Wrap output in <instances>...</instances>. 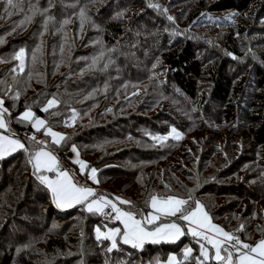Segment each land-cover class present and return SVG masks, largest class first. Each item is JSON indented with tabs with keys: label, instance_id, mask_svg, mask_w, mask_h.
<instances>
[{
	"label": "trees",
	"instance_id": "obj_1",
	"mask_svg": "<svg viewBox=\"0 0 264 264\" xmlns=\"http://www.w3.org/2000/svg\"><path fill=\"white\" fill-rule=\"evenodd\" d=\"M157 0H38V6L48 8H60L64 4H89L87 14L94 19V23L100 19L113 4H160ZM37 0H22V7L24 11L19 9H12L13 15L9 17L4 13L3 0H0V38H3L4 43L0 45V58L4 62H0V80L6 79L8 84H12L11 79V68L14 67L18 62L11 60L12 55L15 51L26 45L25 49L29 53V38H23L28 36L30 32H26L27 26L23 28L17 27L19 22L24 18L25 15L30 14L28 9L32 4H36ZM177 0L173 3L166 2L164 4H176ZM197 8L192 11L189 19L197 18L201 13H214L219 14L220 12H226L228 10H237L245 13L246 11L251 12L256 9V6L261 8L260 15L257 19H261L264 16V4H259L258 0H215L211 4H206L199 0L196 2ZM133 21L135 24L134 28L143 30L146 33L145 38H141V35L130 34L124 28V19H109L106 22V29L104 33L105 40L113 45L117 43L122 37L128 38L130 36L132 41H148L153 42L152 39V28H145L142 24L144 21L148 26H153L150 22L151 17H158V11L155 8L147 5L141 7V10H132ZM52 13V12H51ZM49 13L48 15H52ZM68 17V13H65ZM4 15V16H3ZM143 20V21H142ZM148 20V21H147ZM34 26L31 24V30L33 27L38 28L40 31L43 30V20L35 19ZM142 21V22H141ZM219 20H215L214 24H219ZM4 22V24H3ZM141 24L137 26V23ZM143 27V28H142ZM256 28V27H255ZM59 29V28H58ZM63 29V28H62ZM264 32V28H260ZM57 32V31H56ZM136 32V31H135ZM155 32V30H154ZM12 33H14L12 35ZM25 33V34H24ZM27 34V35H26ZM7 36H10L7 38ZM18 38H21L18 40ZM166 38V35H165ZM163 39L161 42L166 41ZM58 39V32L55 35V40ZM36 39L33 40L35 44ZM38 43V42H36ZM147 45V43H146ZM144 43L142 44V47ZM223 46L228 51L239 54L240 42L237 38L236 32L226 34L223 39ZM49 47V46H48ZM145 49V48H144ZM142 50V53L145 50ZM198 48L193 41L180 39L175 41L174 49H167L162 53L165 62L174 71L173 77L176 83L182 88L184 94L189 99H196L197 94V83L202 78H212V88L209 93H204L198 100L199 103L204 104L214 99L216 101H227L226 115L235 122L238 119L242 124L243 120L249 121L247 128L249 139L243 140L241 144L247 146L246 149L251 154H247L242 158V154L239 158L232 160L229 166H223L220 171L215 174L218 179H212L209 183L202 184L205 177L202 172L206 170L205 166L197 164L195 166H187L185 162L182 163L181 170L174 171L173 174H169L166 169L162 171L160 184L157 185L158 190H154L153 193L158 196L166 197L169 194H179L182 196V192L189 189H195L192 193L194 199L200 200L203 195L213 193L217 197L222 199L219 207L214 208L210 203L202 201L207 207L212 220L223 227L226 231L233 232L244 226L242 231L237 232L240 239L252 245L264 238V160L258 158L257 153L261 154L264 159V63L261 62L260 56L254 57L250 62L254 65L256 70L255 83L257 89H262L255 94L259 99V103L254 104L253 108H249L245 113L241 112V108H237L234 103V98L237 97L238 92L245 90L247 78H244L234 86L233 76L229 73V65L231 64L228 58H223L219 62L213 64L209 70L203 72L202 61L197 59L196 50ZM264 54V51L262 52ZM264 59V55L261 56ZM157 59V58H156ZM17 62V63H16ZM139 65V63L137 62ZM233 64V63H232ZM42 69V70H41ZM39 68L34 65L30 68L28 65L25 68V73L21 74V79L28 78V73H32V78L35 80L29 81L28 85L19 86L21 90V96L18 101L13 102L8 97L12 93H8L4 96V106L9 109L11 115L8 119L11 120V128L17 132V135L23 139V141L30 148L34 144L29 138L34 134L40 140H45L46 145L52 146L50 137L45 136L43 131L36 132L29 124H22L17 122V117L25 111L26 106H31L38 116H44L49 121L50 126L53 128L62 129L59 117H52L50 113L42 111L46 105L48 99L56 97L61 101L57 109L50 111H59L60 113L66 107L69 109L76 108L71 105V99L68 95L65 97L61 93V88L64 89L68 80L67 91L76 92L75 99L81 100L85 94L94 90L87 88V84L84 82L86 78H79L78 75L74 74L75 71L72 69L66 70L58 83L56 89L50 88V81L48 76H44L43 68ZM43 71V72H42ZM133 73H135L133 71ZM69 75V77H68ZM23 80V81H24ZM249 81V79H248ZM32 84H38L39 89L33 90ZM61 84V85H60ZM3 87V86H0ZM31 91L27 94V91ZM107 92V91H106ZM101 93L98 95L97 101L104 99L105 102L110 103L111 93ZM2 94V93H0ZM102 97V98H100ZM96 98L88 99L80 103L77 108L82 113L86 114L84 109H92L93 100ZM257 100V99H256ZM258 101V100H257ZM107 103V102H106ZM109 103H107L109 106ZM119 108V103L117 104ZM256 108V109H255ZM255 109V110H253ZM97 112H100L98 108ZM124 117L110 116L107 121H100L99 116L95 113V119L87 128L78 130L75 136L72 138L69 134L66 136L69 139L66 142H62L58 147H63V150L68 148L72 144L86 143L93 146L96 149H101L103 146H110L113 142H124L128 138L138 139L141 141L143 138L146 141H151L152 138L144 134L137 127L143 125L146 130L147 128L154 131V133L161 134L165 133V128L157 127L154 125L156 122H151L149 119L140 118L139 116H130V113ZM87 115V114H86ZM234 116V117H233ZM233 117V118H232ZM90 117H85L84 120H89ZM169 121V125L178 127L181 133L184 135L185 130L178 126V123L172 121L171 118H166ZM139 121V122H138ZM140 123V124H138ZM80 127V123L78 125ZM169 126V130L171 129ZM240 127V126H238ZM242 128V127H241ZM63 130V129H62ZM168 130V131H169ZM140 131V139L138 132ZM169 133V132H168ZM246 134V133H244ZM183 139L176 141L171 137L161 144H156L155 148H140L135 147L122 148L119 152L114 153L112 164L103 166H95L99 169L97 174L99 183H95L101 186L105 182V176H112L116 178H126L134 182V184L140 185L143 177L148 173H144L148 166L141 165L135 168L126 166L125 160H131L134 163L139 161L147 162L154 161V164L163 161V159L176 158L178 155L175 154L183 145L181 143ZM103 145H100L102 144ZM58 148L57 146H55ZM256 149V154L253 155ZM238 150V149H237ZM92 152V151H90ZM226 152V150H225ZM209 153V157L211 152ZM223 159L226 160L227 153L223 155L220 153ZM106 155L107 157H109ZM193 157H196L195 155ZM116 161H121L116 162ZM196 159H193V163ZM256 162L257 166H234L240 165L241 163ZM72 163V162H71ZM118 163V164H116ZM76 170L80 172L78 164L72 163ZM191 164V163H189ZM93 165V164H92ZM200 165V166H199ZM102 166V165H101ZM109 166V167H107ZM172 166H178L174 164ZM152 173L148 174L150 178H154V172L159 168L152 166ZM169 167V166H168ZM184 167H186V170ZM188 167V168H187ZM243 167L246 169L243 170ZM185 171V172H183ZM207 171V170H206ZM81 173V172H80ZM238 173H243L241 180L238 178L233 179L232 177ZM86 181H89L88 172L81 173ZM112 174V175H110ZM202 174V175H201ZM183 176L189 178L195 183L193 185L184 184L182 180H178V177ZM156 176V174H155ZM155 179V178H154ZM150 181V179H149ZM175 181L180 185L179 188H173L171 182ZM220 181V182H219ZM152 183V182H150ZM199 183V187H197ZM165 185L168 187L166 188ZM110 196L115 197L116 193L112 188L116 187L114 182H110L108 186ZM153 189V185L151 186ZM116 193L117 196L127 199L132 202L131 205L120 204L126 210H140L144 213L149 211V207L145 204V201L149 199V194L152 190H144V195L139 197L140 194L137 192H127L124 187H119ZM105 190V189H103ZM107 190V189H106ZM105 190V191H106ZM138 191H140L138 189ZM114 192V193H113ZM106 193H108L106 191ZM120 193V194H119ZM109 194V193H108ZM184 197V196H183ZM105 225L114 226V224H108L101 220V215H94L84 210L83 206L77 205L67 210H59L51 201L50 191L36 179L33 175L32 167L28 163L27 154L23 151L9 155L3 159H0V264H156L158 260H164L171 252L181 253L183 246L186 243L192 246L194 249L193 256L199 255V245L191 236H184L176 243H146L143 249H134L130 245H124L120 242L118 250H114L109 253L106 249L110 246L109 241L98 242L95 238V228L97 226L104 227ZM117 225V224H116ZM20 249V251H17ZM187 264H195L193 260L187 262ZM214 264V262H213Z\"/></svg>",
	"mask_w": 264,
	"mask_h": 264
},
{
	"label": "rangeland",
	"instance_id": "obj_2",
	"mask_svg": "<svg viewBox=\"0 0 264 264\" xmlns=\"http://www.w3.org/2000/svg\"><path fill=\"white\" fill-rule=\"evenodd\" d=\"M167 1L173 3L176 0H157L156 2H159V5L161 6L160 9H156L159 12L158 17H151L148 19L154 25L148 26L145 21L142 24L145 28H152L153 42L151 43L139 40L132 41L129 36L128 38L122 37L117 43L111 45L104 38L106 22L109 19H124V22L126 23L124 24V28L127 31L131 30L130 34L137 33L138 36L141 35L140 39L145 38L147 35L144 32L143 27V30H141V28L140 30H138V28L133 29L135 21H133L132 10H141V7L144 8V6L146 7L150 4H143V6L141 4H113L106 14L99 16L101 18L98 19L96 23H94V19H91V16L87 14L89 19L85 21L83 28L80 26L79 11L84 7L88 10L89 4H64L60 8L48 6V14L52 12L51 16L54 17V21L49 24L47 31H44L43 26V30L41 31L35 27L31 30V24L34 26V22H36L35 19L37 20V18H39L40 20H43V17L39 15L34 17L33 20L26 25L27 29L25 33L31 31L28 36L23 37L30 39L29 53L26 56V67L27 65L30 68L34 67L31 53L41 44V41H43L42 56L35 66L40 69L43 68L45 73L44 76L49 77L51 89H56L58 87L61 76L66 70H68V67L75 71L74 74L78 75L79 78H86L84 82L87 84V88L94 89L85 94L81 100H72L75 99L76 92L67 91L65 89V87L69 89L67 80L64 89L61 88V93L65 97L67 96V98L68 95L72 98L71 105L76 107L74 109L78 113V116L75 123H73L71 121V109L73 108L69 106V109H67L66 107L62 110L59 117V121L61 122L60 127L63 130L52 127L54 131L65 135L69 134L73 138L78 130L85 129L87 128L86 126L92 124L95 119V113L100 115V121H107L110 116H114L116 119L128 115V112L130 113V116L132 115L131 117L135 115L140 118L149 119L153 123L156 122L154 125L158 128L160 126L165 128V133L157 134L148 128L146 130L143 125L137 127V130L140 129L142 133L147 134L150 137L153 135H167L168 132L175 127L169 125V121L165 120L166 118H171L172 121L177 122L178 126H181V128L185 130V134L182 138L183 140L181 141L183 145L177 152H175V154L178 155L176 158H164L163 161H159L157 164H154V161L152 163L151 161H139L134 163L130 159L125 160L124 164L132 169L141 165L148 166L144 172L148 173L145 177L140 179V181L142 180L140 185L134 184L130 179L105 176V182L103 184L101 183V186L103 189H107L106 191L109 195L111 192L108 187L110 182H114L116 187L112 188V190L116 193H118L117 190H119V187H124L127 192L139 193V197H142L145 194L144 190L146 191L148 188L152 190L150 192L152 194L154 190H158L156 188L157 185L160 184V180L158 179H160L159 177L161 176L162 171H166L167 169L169 174H173L174 171L181 170L184 161L188 162L186 164L190 167L195 166L200 162L202 163H200L201 166H205L207 171L204 170L202 174L209 178H204L202 184L209 183L212 179L217 181L220 179H218L215 174L220 171V166L221 168L223 166H229L230 162L239 158L241 154L242 158L247 154H251L247 151L249 149L245 150L248 145L241 146L240 144L239 146V142L243 143V140L246 139L247 141L249 139V131L247 128H244L245 126H249V121L243 120L242 124L239 119L235 122H231L232 119L230 120L226 115L227 101L220 102L214 99L210 100L209 97L208 101L204 104L199 103L198 100L200 99V96L202 97L204 93L211 94L212 78L208 77L199 80L197 83L198 96L196 99H189L187 95L183 93L179 84L176 83L173 77L175 70H172L165 62L162 53L169 48L174 49L175 41L180 39L184 40L185 38L186 41H193L198 48L196 50L197 59L202 61L203 72L209 70L213 64L219 62L223 58H228L231 63L229 65V73L233 76L234 86L244 78H247L245 90L243 92H238L237 97L234 98V103L237 108H241V112L245 113V110L247 111L249 108H253L254 104L259 103V99L255 94H257L259 90H262L257 89L254 80L256 70L254 65L250 62L254 57L260 56V59L262 60L261 62L264 63V59L261 57L264 55L262 53L264 51V32L260 29L264 28V16L259 20L257 19L260 15L261 8L256 6L255 10H252L251 12L246 11L245 13L237 10H228L226 12H220L219 14L214 13V15H212V13L209 14L205 12V15H202L201 13L197 18L190 20L189 16L192 11L197 8L196 2L199 0H177L176 4H164ZM201 1L206 4H211L215 0ZM258 1L259 4H264V0ZM163 9H167V12H163ZM66 12L68 13V17L65 16ZM232 13H235V15L232 16ZM168 15L173 16L174 20H168ZM65 19H68L71 22L61 27L62 22ZM215 20H219L218 22L220 23L214 24ZM140 24L141 23L138 22L137 26ZM56 31L58 32L57 40H55V35L57 34ZM234 32H236L237 38L240 42L241 53L239 54H234L223 46L224 36ZM41 33L43 34L41 35ZM13 34L14 33H12V35ZM162 35L163 39L166 35L165 43L161 42L160 38H162ZM8 37L10 36H7V38ZM20 39L21 38H18V40ZM34 39H36V42L38 43L35 42L34 44ZM143 43L144 46L142 47ZM25 47L26 45H24L23 48ZM62 48L63 52L61 51ZM143 49L145 51L142 53ZM249 49L251 52H249ZM101 52H104V58L98 62L95 68H89L92 59L99 56ZM228 53H231L232 55H228ZM109 60L113 61V63H110L108 68L104 69V64L108 63ZM133 71L135 73H133ZM82 72L83 74H81ZM27 79L28 78L25 80ZM23 80L24 78L21 79V81ZM33 80L35 79L32 78L30 81ZM32 85L34 91L40 88L38 84ZM20 86L24 85L21 84ZM30 92L31 91L29 90L26 93L29 94ZM105 92L106 94L111 93L112 95L110 97V103L106 101L109 103V106H107L108 104L104 99L97 101L98 98H96L98 95ZM85 97L88 98L85 99ZM91 98H96L93 100L92 109H84V112L85 110L87 111V115L85 114L84 116L83 113L81 115L82 111L80 112V109H78L77 106ZM118 103L119 108L117 106ZM98 108H100V112H97ZM193 109L196 110L193 111ZM33 112L35 113L34 110ZM87 116L90 117L88 121L84 120ZM36 117L46 120L44 116L36 115ZM65 120H68L67 125L64 123ZM79 123L80 127L78 126ZM169 126H171L170 130ZM175 128L180 131L178 127ZM140 131L138 132L137 137L139 139L141 134ZM156 144L160 143L153 140L146 141L144 138L141 141H138L136 138H128L124 142L116 141L110 146H103L101 149H96L94 146L93 149H91V146L86 143L76 142L75 145L79 152V159L87 162L90 167L100 166L98 168H103L107 163L112 164V162H115L111 160L113 159V156L110 155L119 152L122 148H130V150H132L138 146L140 148L153 149ZM72 145L65 150H63V147L61 146H57V149L67 160L77 164L76 153L71 151ZM100 145H103V143ZM209 151L211 152L210 157L209 153H207ZM220 153H223V155L227 153L228 157L226 160L223 159ZM254 154H256V149L253 155ZM194 155L196 157H193ZM262 157L263 156H261L260 153L259 155L257 153V160H259L258 158L264 160ZM193 159H196L194 163ZM116 162L121 163V161ZM174 164H177L178 166H172ZM152 166H157L155 169L159 168L154 172L155 179L150 178L148 175L153 169ZM234 166L257 165L256 162H247ZM98 168L96 169L99 172ZM184 168L186 169V167ZM245 169L246 168L243 167V170ZM89 171L90 169H86L85 173ZM242 177L243 173H238L232 178H238L241 180ZM180 179L183 181L182 185H193L192 183H195V181L183 176L180 177L179 175L178 180L180 181ZM171 184H175L173 188L180 187L175 181H172ZM152 185L154 186L153 189L151 187ZM138 189L140 191H138ZM116 193H114L115 197L117 196ZM181 194L184 198H187L188 196L187 190L183 191ZM111 196L113 197V195ZM200 201H206L208 204L210 203L213 205L214 208H217L222 199L209 192V194L203 195L202 198H200ZM150 210L149 207V211ZM107 227L121 228L120 225H114V227L107 225ZM101 230L106 231V228L101 227ZM186 246L189 247V244L186 243L185 246H183V249ZM171 253H169L168 256ZM168 256L166 259L161 261L158 260L157 262H159V264H166ZM179 257H182V253L179 254Z\"/></svg>",
	"mask_w": 264,
	"mask_h": 264
},
{
	"label": "snow or ice",
	"instance_id": "obj_3",
	"mask_svg": "<svg viewBox=\"0 0 264 264\" xmlns=\"http://www.w3.org/2000/svg\"><path fill=\"white\" fill-rule=\"evenodd\" d=\"M28 2L31 3V0ZM3 4L4 13L9 16L13 15L12 9L24 11L22 0H3ZM149 7L161 8L159 4L155 3L150 4ZM162 11L167 12V9ZM28 12L30 14L25 15L17 27L23 28L39 15L43 17V29L47 31L49 24L54 21V17L48 15L49 8L41 9L38 6V0L36 4H32ZM202 15L205 14L202 13ZM231 15L234 16L235 13ZM88 19L86 7L81 8L79 11L81 28ZM167 19L172 21L174 17L168 15ZM70 22V20L65 19L61 27ZM3 43V38H0V44ZM42 45L43 41L31 53L33 65L40 61ZM61 51L63 52V48ZM249 52H251L250 49ZM27 55L28 53L23 47L15 51L11 60L18 63L10 70L12 84H8L6 79L0 80V86H3L0 87V93H2L0 94V159L20 151L25 152L28 163L32 167L33 175L40 184L50 191L52 203L57 208L68 209L80 205L88 213L105 215L110 219L119 221L123 226L122 229L119 227L108 228L105 225L106 231H102L100 226L94 230L98 242H110V246L106 249L109 253L118 250L120 242L124 245H130L134 249H143L146 243H176L182 237L190 235L199 245V255L193 256V248L186 246L182 250V259H177L175 255H169L166 264H187L190 260H193L195 264H213V262L214 264H264V239L259 240L255 245L245 243L236 234L243 230V225L239 229L229 232L213 223L206 206L200 200L194 199L192 193L195 189L188 190L187 198L179 194H169L166 197L158 196L155 193L149 194V199L145 201V204L151 210L146 213L140 210H125L118 206V203L131 205V201L119 196L110 199L106 193L99 194L96 189L86 184L74 182L69 172L60 168L57 156L52 151L47 150L45 140H37V137L32 135L29 139L34 144L30 148L15 133H12L11 120L6 118L11 113L4 106V96L12 93L8 98L13 102L18 101L21 96L19 86L23 84L26 87L32 79L31 72L28 73L27 80L21 81L20 79L21 74L25 73ZM228 55L232 54L228 53ZM103 58L104 52H101L99 56L92 59L89 68H95ZM0 62H4L2 58H0ZM110 63L113 61L109 60L108 63H105L104 69H107ZM87 98L85 97V99ZM60 103L61 101L56 97L48 99L42 111L50 113L52 117H59L61 115L59 111L50 110L57 109ZM195 110L193 109V111ZM71 111V121L75 123L78 113L74 108ZM17 122L29 124L36 132L43 131L45 136L51 137V143L57 146L69 139L65 134L54 131L48 120L36 117L31 106H26L25 111L17 117ZM64 123L67 125L68 120H65ZM170 137L179 141L183 138V134L173 127L167 135H153L151 138L163 145ZM71 151L76 153V163L79 165L80 172L85 173L86 169H90L88 172L89 179L99 183L98 170L79 159V152L75 144L71 146ZM47 173H55V175L52 177ZM165 187L168 186L165 185ZM197 187H199V183H197ZM138 216L139 218H137Z\"/></svg>",
	"mask_w": 264,
	"mask_h": 264
},
{
	"label": "built area",
	"instance_id": "obj_4",
	"mask_svg": "<svg viewBox=\"0 0 264 264\" xmlns=\"http://www.w3.org/2000/svg\"><path fill=\"white\" fill-rule=\"evenodd\" d=\"M37 140H39V138H37ZM57 156H58L60 168L62 170H67L76 183L86 184L87 186H90V183L83 178L82 174L78 170L75 169L73 164L69 160H67L63 154L57 151ZM101 220L108 224L116 225L119 223V221L110 219L108 216H105V215H101Z\"/></svg>",
	"mask_w": 264,
	"mask_h": 264
},
{
	"label": "crops",
	"instance_id": "obj_5",
	"mask_svg": "<svg viewBox=\"0 0 264 264\" xmlns=\"http://www.w3.org/2000/svg\"><path fill=\"white\" fill-rule=\"evenodd\" d=\"M7 119H8V117H6ZM11 127V126H10ZM11 132L12 133H15L16 134V136H18L17 135V132L14 130V129H12L11 128ZM5 134H7V133H5ZM19 137V136H18ZM20 138V137H19ZM21 139V138H20ZM50 139H51V137H50ZM22 141H23V139H21ZM24 142V141H23ZM50 142H51V140H50ZM52 144V143H51ZM55 146H57V145H55V144H52V146H50V145H46V148H47V150H49V151H52L56 156H57V151H58V149L55 147ZM57 158H58V156H57ZM59 161V160H58ZM79 167V166H78ZM80 169V168H79ZM47 175H49V176H52V177H54V175H55V173H47ZM75 182V181H74ZM89 183H90V187H92V188H94V189H96V191H97V193H99V194H105L106 192L103 190V188L102 187H100V186H98L97 184H95L91 179L88 181ZM106 194H108V193H106ZM108 196H109V198L111 199V198H113L112 196H110L109 194H108ZM51 201H52V199H51ZM118 203V202H117ZM55 205V204H54ZM118 206H120L121 208H123L119 203H118ZM73 208V207H72ZM59 210H62V211H64V210H67V209H61V208H58ZM69 209V208H68ZM123 209H125V208H123ZM126 210V209H125ZM137 218H139V216L137 217ZM170 219H175V218H170ZM213 221V220H212ZM213 223H215V224H217L216 222H214L213 221ZM121 226V228H123V226H122V224L119 222L118 224H117V226ZM217 225H219V224H217ZM116 226V225H115ZM220 226V225H219ZM112 227H114V226H112ZM190 236V235H189ZM262 239H264V238H262ZM118 242H119V238H118ZM189 247H191L192 248V246L191 245H189ZM193 252H194V249H193ZM175 253H177V252H172L170 255H175L176 257H177V259H181L182 257H179V254L180 253H177V254H175ZM182 253V252H181ZM169 257V256H168Z\"/></svg>",
	"mask_w": 264,
	"mask_h": 264
}]
</instances>
